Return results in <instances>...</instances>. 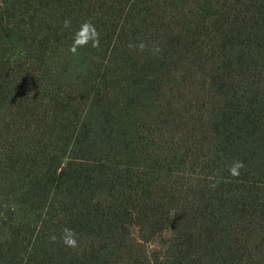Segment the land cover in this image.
I'll return each mask as SVG.
<instances>
[{
    "label": "trees",
    "instance_id": "16d2710c",
    "mask_svg": "<svg viewBox=\"0 0 264 264\" xmlns=\"http://www.w3.org/2000/svg\"><path fill=\"white\" fill-rule=\"evenodd\" d=\"M0 264H264V0H0Z\"/></svg>",
    "mask_w": 264,
    "mask_h": 264
},
{
    "label": "clouds",
    "instance_id": "9594fccd",
    "mask_svg": "<svg viewBox=\"0 0 264 264\" xmlns=\"http://www.w3.org/2000/svg\"><path fill=\"white\" fill-rule=\"evenodd\" d=\"M68 24V21L66 20L65 21V26H67ZM85 32H90L91 33V38H92V46L95 47L96 44L98 43L97 39H96V32H95V29L88 23H84L81 25V30L78 31L76 34H75V37H74V46L70 49V51H73L75 52V45H83L86 43L85 40L83 39H80V37H82L84 35ZM131 46V45H130ZM139 47H143V44H140ZM243 167V164L242 162H235L233 164V166L229 169V172L231 175H237L238 174V169ZM53 240H55V237L53 236L52 237ZM61 240L62 242L66 245V246H69V247H75L76 246V239H75V234L73 232L72 229L70 228H65L63 230V234L61 236Z\"/></svg>",
    "mask_w": 264,
    "mask_h": 264
},
{
    "label": "rangeland",
    "instance_id": "374dc122",
    "mask_svg": "<svg viewBox=\"0 0 264 264\" xmlns=\"http://www.w3.org/2000/svg\"><path fill=\"white\" fill-rule=\"evenodd\" d=\"M125 240H127V239L125 238ZM128 240L131 241V240H132V237H129ZM158 241H160L159 238H157V237L154 238V239L152 240V243H151L152 246H154Z\"/></svg>",
    "mask_w": 264,
    "mask_h": 264
}]
</instances>
